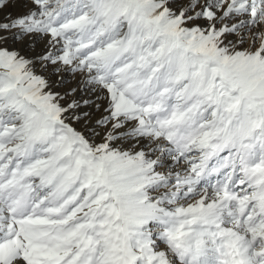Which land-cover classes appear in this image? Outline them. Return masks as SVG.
<instances>
[{
    "label": "snow or ice",
    "instance_id": "1",
    "mask_svg": "<svg viewBox=\"0 0 264 264\" xmlns=\"http://www.w3.org/2000/svg\"><path fill=\"white\" fill-rule=\"evenodd\" d=\"M0 264H264V0H0Z\"/></svg>",
    "mask_w": 264,
    "mask_h": 264
}]
</instances>
